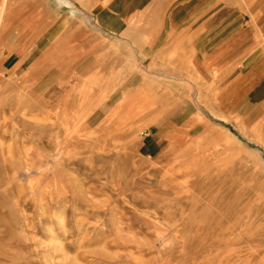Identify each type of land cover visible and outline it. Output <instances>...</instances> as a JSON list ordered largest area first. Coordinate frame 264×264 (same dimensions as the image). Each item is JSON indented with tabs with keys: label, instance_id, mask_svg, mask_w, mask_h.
Returning a JSON list of instances; mask_svg holds the SVG:
<instances>
[{
	"label": "rangeland",
	"instance_id": "rangeland-1",
	"mask_svg": "<svg viewBox=\"0 0 264 264\" xmlns=\"http://www.w3.org/2000/svg\"><path fill=\"white\" fill-rule=\"evenodd\" d=\"M69 1L0 0V264H264V140L209 100L205 13L149 5L112 28L116 0ZM212 4L254 18L264 0Z\"/></svg>",
	"mask_w": 264,
	"mask_h": 264
},
{
	"label": "crops",
	"instance_id": "crops-1",
	"mask_svg": "<svg viewBox=\"0 0 264 264\" xmlns=\"http://www.w3.org/2000/svg\"><path fill=\"white\" fill-rule=\"evenodd\" d=\"M176 4L171 0H116L113 7H117V18L102 11L99 19L104 18L105 25L112 26L106 17H114L116 24L118 15L130 17L149 5L190 7L204 12V19L192 22L191 43L199 55L201 70L214 89L209 100L214 101L225 123H235L241 131L255 128L257 140H264V7L253 18L247 17L248 9L219 7L212 0H179Z\"/></svg>",
	"mask_w": 264,
	"mask_h": 264
},
{
	"label": "bare ground",
	"instance_id": "bare-ground-1",
	"mask_svg": "<svg viewBox=\"0 0 264 264\" xmlns=\"http://www.w3.org/2000/svg\"><path fill=\"white\" fill-rule=\"evenodd\" d=\"M60 2L59 3H61V5H65V6H67V7H71L72 6V4H71V2L69 1V0H59ZM7 2V1H6ZM7 4H8V2H7ZM3 5V4H2ZM9 6V5H8ZM7 6V7H8ZM3 8H4V6H3ZM2 8V9H3ZM6 9V8H5ZM0 10H1V7H0ZM3 11V10H2ZM5 14V13H4ZM3 14V15H4ZM0 16H1V13H0ZM5 17V16H4ZM3 18V17H2ZM106 18H109V19H111V24H112V27L114 26V28L115 27H121V23L120 22H117L116 24H115V18L113 17V18H110V17H106ZM50 19V18H49ZM103 23H105V20H104V18H103V20H101ZM100 21V22H101ZM2 22H3V20H2ZM1 24V23H0ZM46 25V24H45ZM43 26V25H42ZM31 27H33V25H31ZM50 31V30H49ZM24 32V31H23ZM22 32V33H23ZM38 32V31H37ZM21 33V34H22ZM1 39V38H0ZM44 39V38H43ZM28 44H29V42H28ZM31 44V43H30ZM21 48V47H20ZM30 50V49H29ZM17 51H19V50H17ZM16 51V52H17ZM11 52V51H10ZM12 53V52H11ZM22 55V54H21ZM31 67V66H30ZM1 70V69H0ZM28 85V84H27ZM25 89H27V88H25ZM29 89V88H28ZM27 89V90H28ZM45 90V89H44ZM40 92V91H39ZM39 92H37V93H39ZM32 93H33V91H32ZM31 93V94H32ZM42 93H43V91H42ZM30 94V95H31ZM41 94V93H40ZM88 95V94H87ZM43 97H44V94L42 95ZM30 97H32V96H30ZM24 98V97H23ZM22 98V99H23ZM84 97H82V99H83ZM34 99V98H33ZM42 99V98H41ZM46 99V98H45ZM81 99V101H83ZM21 100V98L19 99V101ZM38 99H36V101H37ZM80 100V99H79ZM25 101V100H24ZM28 101V100H27ZM45 103V102H44ZM50 103V102H49ZM19 104V103H18ZM153 105V104H152ZM100 106V105H99ZM146 106H147V104H146ZM108 107H109V105H108ZM152 107V106H151ZM153 107H155L154 105H153ZM164 107V106H163ZM96 108V107H95ZM95 108L93 109V110H95ZM106 109H107V106H102V108H100V109H98V112H103V111H105L106 112ZM151 109H153V108H151ZM150 109V110H151ZM50 110V109H49ZM145 111H148L147 109H143L142 110V112L144 113ZM111 113V112H110ZM119 112H118V110L116 109V110H114L113 111V113L110 115V116H112V117H117V116H120V115H122V113L121 114H118ZM84 114V113H83ZM118 114V115H117ZM140 115H141V112L139 113ZM165 114V108H162V109H159V110H151V112L150 113H148V112H145V114H143L142 116H139L138 117V115L137 114H135L136 116L133 118V117H129V118H127V119H122V120H117V119H114V120H109V121H104V122H108V124L107 125H104L103 127H102V129L104 130V131H106V132H108L109 130H114L115 128H119V127H125V128H128L129 127V129H126V130H123V132H125V136L126 137H129L135 130H136V128H138V125L140 124V123H143L144 121H147V120H151V121H161L162 119H163V115ZM112 117H110V118H112ZM84 118V117H83ZM98 118H101V116L99 115V117H97V116H95V115H92L90 118H89V123L91 124V123H96V122H98ZM161 119V120H160ZM65 121V120H64ZM63 121V122H64ZM61 122V121H60ZM62 122V123H63ZM67 122H68V120H67ZM75 122V121H74ZM65 123V122H64ZM78 123V122H77ZM59 124V123H58ZM68 124V123H67ZM73 124V123H72ZM75 124V123H74ZM80 124H81V122H80ZM87 124V123H86ZM70 125V124H69ZM88 125V124H87ZM61 126H63V124L61 125ZM67 127H69L68 125H66ZM75 126H76V124H75ZM85 125H83V127H84ZM102 126V125H101ZM72 126H70V128H71ZM86 127V126H85ZM97 127H99V125H97ZM69 128V129H70ZM76 127H74V129H75ZM96 128V127H95ZM162 128V130H161V133H160V137H163V136H165L164 134L165 133H168L169 135H172V134H170L169 133V129L167 128V127H165V126H163V127H161ZM59 130V129H58ZM76 131V130H75ZM90 131V130H89ZM89 131H86V132H89ZM62 132H64V134H66L65 132H66V128H65V130L63 129V131ZM69 132H71V131H69ZM86 132H84V133H86ZM72 133V132H71ZM74 133V132H73ZM72 133V134H73ZM76 133V132H75ZM74 133V134H75ZM90 133H91V131H90ZM81 134V133H80ZM88 134V133H87ZM68 135H70V133L68 134ZM82 135V134H81ZM80 135V136H81ZM97 135V134H96ZM99 135V134H98ZM117 135V134H116ZM64 136V135H63ZM72 136V135H71ZM71 136H70V138H71ZM74 136H76V135H74ZM78 136V135H77ZM84 136V135H83ZM92 136V135H91ZM79 137V136H78ZM89 137H90V135H89ZM97 137H99V136H97ZM114 137V136H113ZM117 137V136H116ZM64 138V137H63ZM66 138H69V136L67 137H65V139ZM81 138V137H80ZM82 138H85L86 139V136L85 137H82ZM99 138H101V137H99ZM168 138H170V137H168ZM57 141L59 140V139H56ZM71 140V139H70ZM82 140V139H81ZM102 140H105V139H102ZM118 140V139H117ZM80 141V140H79ZM98 141H99V139H98ZM66 142V141H65ZM69 142V141H68ZM76 142H78V141H76ZM89 142V141H88ZM81 143H83V142H81ZM58 144V143H57ZM76 144H78L79 145V143H76ZM85 144V146L88 144H86V143H84ZM64 145V144H63ZM70 145V144H69ZM95 145V144H94ZM94 145L92 146L93 148H95L94 147ZM101 145V144H100ZM2 146V145H1ZM67 146V145H66ZM72 146V145H71ZM80 146H83V145H80ZM62 147H64V146H62ZM70 146H67L66 148H69ZM91 147V148H92ZM99 147V146H98ZM2 149V148H1ZM65 149V148H64ZM106 149V148H105ZM109 149V148H108ZM116 149V148H115ZM68 150V149H67ZM73 150H75V149H73ZM100 150V149H99ZM112 150V149H111ZM69 151H72V150H70L69 149ZM94 151V150H93ZM93 151H92V153H93ZM73 152V151H72ZM87 152V151H86ZM85 152V153H86ZM69 153V152H68ZM72 154V153H71ZM76 154V153H75ZM79 154V153H78ZM89 154V153H88ZM73 155V154H72ZM100 155H101V153H100ZM105 155H106V153H105ZM184 156V155H183ZM105 157V156H104ZM96 158V157H95ZM5 159V158H4ZM129 160V159H128ZM134 160V159H133ZM29 164V163H28ZM28 166V165H27ZM181 169V168H180ZM28 170V169H27ZM18 204V203H17Z\"/></svg>",
	"mask_w": 264,
	"mask_h": 264
}]
</instances>
